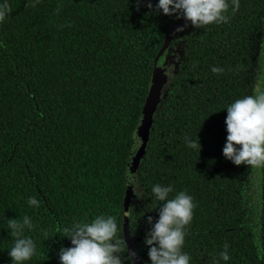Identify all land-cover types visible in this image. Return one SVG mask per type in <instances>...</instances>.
Returning <instances> with one entry per match:
<instances>
[{"label": "trees", "instance_id": "1", "mask_svg": "<svg viewBox=\"0 0 264 264\" xmlns=\"http://www.w3.org/2000/svg\"><path fill=\"white\" fill-rule=\"evenodd\" d=\"M5 3L11 12L0 22V264H14L9 219L32 222L24 236L35 254L23 264H61L74 226L98 216L115 217L123 239L126 166L151 76L158 60L168 62L174 42L187 39L191 56L179 59L176 72L169 66L136 173L143 198L131 201L135 252L152 264L145 238L147 217L155 223L165 203L152 192L159 184L172 187L168 199L192 197L182 247L189 264H264V167L237 166L223 154L227 108L264 93V72L241 48L247 40L254 50L264 44V0H239L238 10L227 0L226 23H190L169 44L166 36L183 19L157 14L159 0ZM187 140H200L201 149ZM226 244L227 261L220 256ZM118 255L133 264L128 247Z\"/></svg>", "mask_w": 264, "mask_h": 264}, {"label": "clouds", "instance_id": "2", "mask_svg": "<svg viewBox=\"0 0 264 264\" xmlns=\"http://www.w3.org/2000/svg\"><path fill=\"white\" fill-rule=\"evenodd\" d=\"M233 4L234 10H238L239 0H233ZM28 6L35 7V3ZM147 7L152 9L153 5L148 3ZM228 8L227 0H159L155 11L157 14L162 11L164 15L185 19L192 26L200 28L214 23H226L228 17L224 13ZM10 12L7 3L0 5V22ZM183 30V27L178 29ZM222 71L218 67L212 68L213 73ZM226 126L228 136L223 149L224 156L237 166L264 167V93L246 96L232 103L227 108ZM187 143L193 149H201L200 140L199 145L191 140H187ZM127 182L137 199H142L143 192L137 174L130 173ZM172 191L171 186L162 187L159 184L152 188L156 199L165 202L159 208V219L155 223L152 216L147 217L151 229L146 234L145 244L149 248L148 255L152 264H189L190 257L182 253V247L185 242L184 229L192 221L195 205L192 197L184 192L168 199ZM28 202L32 206H39L33 197ZM8 226L12 230L11 236L15 238L9 255L14 264H23L35 254L33 240L24 236L25 227L31 228L32 222L28 216H24L22 220L9 219ZM117 232L116 219L111 216H98L91 223L75 225L69 236L73 246L60 250L61 264H122L118 253L127 245L124 238H117ZM227 247L226 244L225 250L220 253L225 261L229 259Z\"/></svg>", "mask_w": 264, "mask_h": 264}, {"label": "water", "instance_id": "3", "mask_svg": "<svg viewBox=\"0 0 264 264\" xmlns=\"http://www.w3.org/2000/svg\"><path fill=\"white\" fill-rule=\"evenodd\" d=\"M188 24H190V22L183 19L182 22L175 25V27L166 36L165 43H171V41L181 32L178 31V29L182 27L185 29ZM177 67L178 64L175 65V72L177 70ZM169 72V62H160V60H158L155 64L154 71L151 76L149 91L143 105L138 124L133 133V142L126 166L125 196L123 203V238L128 247V251L132 258L133 264L145 263L138 257L135 252L133 244L134 241L129 230L130 208L134 193L132 188L128 185L127 178L130 173H137L138 167L145 157L146 148L150 137V131L152 129L153 117L161 102L163 89L169 80Z\"/></svg>", "mask_w": 264, "mask_h": 264}, {"label": "flooded vegetation", "instance_id": "4", "mask_svg": "<svg viewBox=\"0 0 264 264\" xmlns=\"http://www.w3.org/2000/svg\"><path fill=\"white\" fill-rule=\"evenodd\" d=\"M174 39L171 41V43L174 41ZM242 43H245V45L241 46L242 49H245L242 51L243 54L245 55L244 59L250 55V59L252 61L256 60L259 63L258 64L259 70H262V72H264V44H262V46L257 44L254 50V45L249 40H247V42L242 41ZM174 44H175V47L174 49H171V53L168 59L171 72L172 71L174 72L175 64L179 61V59L182 58V61H185L191 56L190 50H191V47L193 46V43L191 42L190 39L184 40L181 44L175 43V42ZM254 54L256 55L255 57H253Z\"/></svg>", "mask_w": 264, "mask_h": 264}]
</instances>
